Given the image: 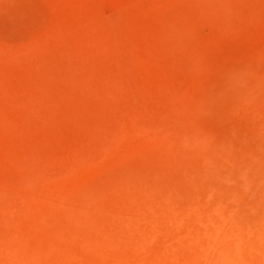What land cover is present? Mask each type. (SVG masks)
<instances>
[{
	"label": "rangeland",
	"instance_id": "1",
	"mask_svg": "<svg viewBox=\"0 0 264 264\" xmlns=\"http://www.w3.org/2000/svg\"><path fill=\"white\" fill-rule=\"evenodd\" d=\"M258 54L264 0H0V264H161L187 211L173 145ZM224 111L200 126L251 135Z\"/></svg>",
	"mask_w": 264,
	"mask_h": 264
},
{
	"label": "clouds",
	"instance_id": "2",
	"mask_svg": "<svg viewBox=\"0 0 264 264\" xmlns=\"http://www.w3.org/2000/svg\"><path fill=\"white\" fill-rule=\"evenodd\" d=\"M221 109L228 121L251 117V135L233 127L221 140L200 126ZM194 111L197 127L173 145L187 211L161 264H264V57L224 72Z\"/></svg>",
	"mask_w": 264,
	"mask_h": 264
},
{
	"label": "bare ground",
	"instance_id": "3",
	"mask_svg": "<svg viewBox=\"0 0 264 264\" xmlns=\"http://www.w3.org/2000/svg\"><path fill=\"white\" fill-rule=\"evenodd\" d=\"M25 97L26 98H31V95H30V93L28 92V91H26L25 92ZM41 200V199H40ZM42 202V201H41ZM29 207V206H28ZM138 264H140V263H138Z\"/></svg>",
	"mask_w": 264,
	"mask_h": 264
}]
</instances>
